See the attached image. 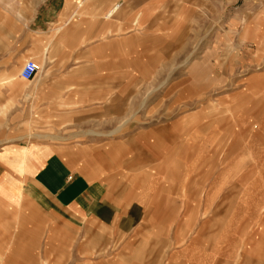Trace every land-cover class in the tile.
<instances>
[{
  "label": "rangeland",
  "instance_id": "rangeland-1",
  "mask_svg": "<svg viewBox=\"0 0 264 264\" xmlns=\"http://www.w3.org/2000/svg\"><path fill=\"white\" fill-rule=\"evenodd\" d=\"M147 3L150 50L123 45L98 105H30L9 76L0 134L20 113L15 138L84 149L99 175L81 234H44L38 264H264V0Z\"/></svg>",
  "mask_w": 264,
  "mask_h": 264
},
{
  "label": "crops",
  "instance_id": "crops-1",
  "mask_svg": "<svg viewBox=\"0 0 264 264\" xmlns=\"http://www.w3.org/2000/svg\"><path fill=\"white\" fill-rule=\"evenodd\" d=\"M147 2L0 0V104L3 94L22 104L9 76L14 71L25 81L20 72L32 60L39 72L25 81L35 86L30 105H98L102 90L117 88L118 74L129 73L120 51L150 50ZM24 121L13 115L9 133L0 134L9 138L0 144V264H38L44 234H81V218L93 207L88 193L99 177L84 149L15 138ZM62 121H52L56 130Z\"/></svg>",
  "mask_w": 264,
  "mask_h": 264
},
{
  "label": "built area",
  "instance_id": "built-area-1",
  "mask_svg": "<svg viewBox=\"0 0 264 264\" xmlns=\"http://www.w3.org/2000/svg\"><path fill=\"white\" fill-rule=\"evenodd\" d=\"M38 72L39 66L37 65V63L32 60H29L25 62L20 72V76L23 80L30 81L37 75Z\"/></svg>",
  "mask_w": 264,
  "mask_h": 264
}]
</instances>
